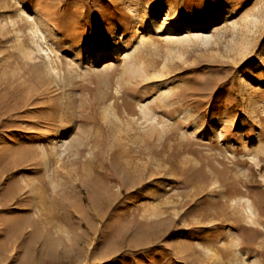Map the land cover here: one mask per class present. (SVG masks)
Returning <instances> with one entry per match:
<instances>
[{"label": "rangeland", "instance_id": "obj_1", "mask_svg": "<svg viewBox=\"0 0 264 264\" xmlns=\"http://www.w3.org/2000/svg\"><path fill=\"white\" fill-rule=\"evenodd\" d=\"M0 264H264V0H0Z\"/></svg>", "mask_w": 264, "mask_h": 264}]
</instances>
